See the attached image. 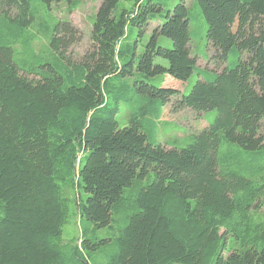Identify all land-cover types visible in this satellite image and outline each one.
Returning <instances> with one entry per match:
<instances>
[{
    "label": "trees",
    "instance_id": "obj_1",
    "mask_svg": "<svg viewBox=\"0 0 264 264\" xmlns=\"http://www.w3.org/2000/svg\"><path fill=\"white\" fill-rule=\"evenodd\" d=\"M168 1L101 0L77 56L72 22H56L35 54L34 0H0V264H264V224L252 221L264 205V0H195L204 66L194 11ZM128 29L138 34L121 43ZM121 102L132 110L124 127ZM170 104L216 115L168 146L154 127ZM75 188L79 243L63 238ZM232 233L240 250L228 251Z\"/></svg>",
    "mask_w": 264,
    "mask_h": 264
},
{
    "label": "rangeland",
    "instance_id": "obj_2",
    "mask_svg": "<svg viewBox=\"0 0 264 264\" xmlns=\"http://www.w3.org/2000/svg\"><path fill=\"white\" fill-rule=\"evenodd\" d=\"M180 0H169L168 6L172 8ZM190 10L194 11L195 17L190 22L191 31V48L192 53L199 57V62L202 66L206 64L208 54V41H207V28L208 24L205 18L197 11H195V0H184ZM101 0H79L78 6L74 10H70L69 3L67 1L54 2L50 5L44 4L40 0H34L33 11L35 21L32 26L27 30L26 35L33 37L32 49L35 54L40 52H47L48 46L51 41V34L53 25L59 20H68L77 26L82 34L80 43L73 47V52L77 56H82L90 49V32L93 25L94 14L99 6ZM127 8H132L131 2H124ZM137 30L128 29L127 37L121 40L133 41L137 36ZM149 34L144 38L148 41ZM159 43L166 47H172V40L165 37H159ZM16 51H19L21 44L14 45ZM141 51L145 48L140 47ZM18 53V52H17ZM233 59V57L231 58ZM156 62L168 65V61L163 58H156ZM198 80V74L194 72L192 76L182 83L180 89L183 93L188 94L192 89V86ZM161 79H158L156 84L160 83ZM131 108L127 103L121 102L120 109L117 114V121L120 127L129 125L131 118ZM216 110H208L202 113L191 112L187 109H180L174 111L172 104L168 105L163 112L160 120L155 123L156 139L164 145H186L191 142L193 135L204 129L215 118ZM227 143H223L224 148ZM68 196L70 198V216L65 224L63 238L65 241L78 240L80 238V215L78 210V204L81 200V194L77 189H68ZM253 224H264V205L254 211H252ZM225 229H222V232ZM233 234V233H232ZM247 241H251L256 238L255 233L246 235ZM228 251L238 249L240 250L245 246L244 238L237 237L235 234L228 236ZM79 243V240L77 241ZM184 264V263H174Z\"/></svg>",
    "mask_w": 264,
    "mask_h": 264
}]
</instances>
